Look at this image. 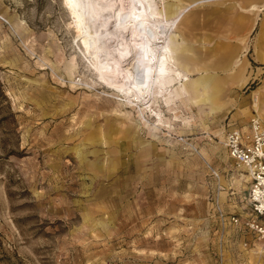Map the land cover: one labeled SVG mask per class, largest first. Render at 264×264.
<instances>
[{"label": "rangeland", "instance_id": "obj_1", "mask_svg": "<svg viewBox=\"0 0 264 264\" xmlns=\"http://www.w3.org/2000/svg\"><path fill=\"white\" fill-rule=\"evenodd\" d=\"M0 5V264H264V236L229 222L250 215L249 180L222 144L264 121V5L232 72L212 45L215 74L170 62L147 103L101 73L65 0Z\"/></svg>", "mask_w": 264, "mask_h": 264}, {"label": "bare ground", "instance_id": "obj_2", "mask_svg": "<svg viewBox=\"0 0 264 264\" xmlns=\"http://www.w3.org/2000/svg\"><path fill=\"white\" fill-rule=\"evenodd\" d=\"M160 1L162 8L158 0H65L87 49H94L96 58L105 56L102 67L106 69H100L101 73L119 88L133 92L137 102L149 101L154 84L173 82L166 74L172 71L170 62L179 60L181 53L173 33L177 23L167 19L166 1ZM179 2H170L176 13ZM155 16L165 21H155ZM132 59L134 66L127 67ZM108 64L114 66L115 74Z\"/></svg>", "mask_w": 264, "mask_h": 264}, {"label": "crops", "instance_id": "obj_3", "mask_svg": "<svg viewBox=\"0 0 264 264\" xmlns=\"http://www.w3.org/2000/svg\"><path fill=\"white\" fill-rule=\"evenodd\" d=\"M179 1L180 9L177 13L171 7V0H167L166 3L167 19L177 23L173 33L176 36V46L181 52L179 60L173 62H176L175 66L180 67L183 74H186L184 81L189 80L188 72L191 71L205 73L218 68L222 73L232 72L242 60V52L247 51V44L252 42L249 38L261 34L259 29L263 17H260V14L264 0ZM0 14L8 21L9 18L13 20L7 7L0 5ZM0 23H5L1 17ZM212 45L214 47L211 50L218 52L216 68L203 65L201 55L197 52L208 50ZM245 66L247 67L248 63L245 62ZM176 73L177 70L170 74L171 78H175L173 82L177 81ZM220 81L224 87L221 78ZM237 82H240V79H237ZM196 83L204 85L202 86L204 90L211 88L209 78L191 81L192 85Z\"/></svg>", "mask_w": 264, "mask_h": 264}, {"label": "built area", "instance_id": "obj_4", "mask_svg": "<svg viewBox=\"0 0 264 264\" xmlns=\"http://www.w3.org/2000/svg\"><path fill=\"white\" fill-rule=\"evenodd\" d=\"M184 142H188L186 139ZM192 145V142H189ZM222 144L230 158L243 167L249 180L246 195L250 209L247 221L240 214L229 216L234 225L244 224L256 235L264 236V121L258 114L244 124H233L224 133ZM220 216H225L220 211Z\"/></svg>", "mask_w": 264, "mask_h": 264}, {"label": "trees", "instance_id": "obj_5", "mask_svg": "<svg viewBox=\"0 0 264 264\" xmlns=\"http://www.w3.org/2000/svg\"><path fill=\"white\" fill-rule=\"evenodd\" d=\"M0 92L3 93V89H2V84H1V82H0Z\"/></svg>", "mask_w": 264, "mask_h": 264}]
</instances>
